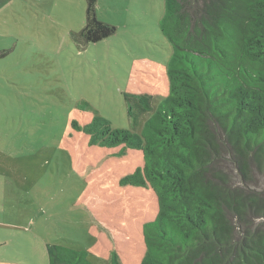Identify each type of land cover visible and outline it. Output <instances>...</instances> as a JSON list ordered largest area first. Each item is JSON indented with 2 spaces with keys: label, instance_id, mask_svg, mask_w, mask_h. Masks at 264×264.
<instances>
[{
  "label": "rangeland",
  "instance_id": "rangeland-1",
  "mask_svg": "<svg viewBox=\"0 0 264 264\" xmlns=\"http://www.w3.org/2000/svg\"><path fill=\"white\" fill-rule=\"evenodd\" d=\"M88 8L0 0V264H49L52 243L86 249L96 264L144 257L157 196L150 184L123 183L144 166L143 151L92 144L73 121L99 114L143 129L169 91L165 0H96L97 18L116 27L99 41L82 34Z\"/></svg>",
  "mask_w": 264,
  "mask_h": 264
},
{
  "label": "trees",
  "instance_id": "trees-1",
  "mask_svg": "<svg viewBox=\"0 0 264 264\" xmlns=\"http://www.w3.org/2000/svg\"><path fill=\"white\" fill-rule=\"evenodd\" d=\"M89 0L82 34L116 27ZM169 91L138 132L99 114L74 127L92 144L143 151L124 184H150L140 264H264V0H165ZM149 110L152 97L142 95ZM49 264H96L86 249L48 244ZM112 264H121L117 253Z\"/></svg>",
  "mask_w": 264,
  "mask_h": 264
}]
</instances>
